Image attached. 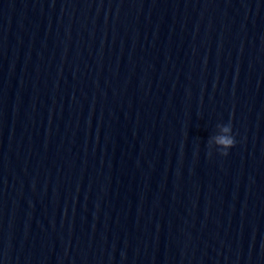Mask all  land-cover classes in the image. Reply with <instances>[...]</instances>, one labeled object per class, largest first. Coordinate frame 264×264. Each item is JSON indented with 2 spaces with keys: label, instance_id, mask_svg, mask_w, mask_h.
<instances>
[{
  "label": "water",
  "instance_id": "1",
  "mask_svg": "<svg viewBox=\"0 0 264 264\" xmlns=\"http://www.w3.org/2000/svg\"><path fill=\"white\" fill-rule=\"evenodd\" d=\"M0 264H264V0H0Z\"/></svg>",
  "mask_w": 264,
  "mask_h": 264
},
{
  "label": "clouds",
  "instance_id": "2",
  "mask_svg": "<svg viewBox=\"0 0 264 264\" xmlns=\"http://www.w3.org/2000/svg\"><path fill=\"white\" fill-rule=\"evenodd\" d=\"M235 135L231 122L224 123L223 132L220 136L213 137L206 144V152L209 157L213 154L226 157L235 147Z\"/></svg>",
  "mask_w": 264,
  "mask_h": 264
}]
</instances>
